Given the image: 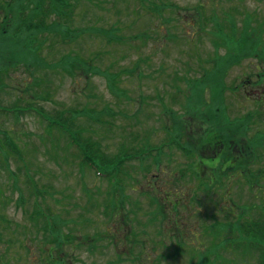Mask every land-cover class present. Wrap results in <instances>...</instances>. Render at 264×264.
<instances>
[{
  "label": "trees",
  "instance_id": "trees-1",
  "mask_svg": "<svg viewBox=\"0 0 264 264\" xmlns=\"http://www.w3.org/2000/svg\"><path fill=\"white\" fill-rule=\"evenodd\" d=\"M236 1L239 5L232 4ZM244 1L246 0H196L197 3L188 11L182 10V7L175 5L169 0H135L130 6L132 10L124 13V17H122L127 18V20L131 19L130 23L122 28L113 24L109 26L99 25L98 21L92 18L87 19V23L81 26L74 21V18L79 16L75 9L80 0H0V45L8 47L5 54L0 53V82L2 80L0 90L3 88V82L8 76V72H11L13 68L15 70L21 69L24 72H34L36 74L33 79L28 80L25 87L27 86L28 90L35 88L34 94L38 93L37 95L40 96L39 100L54 102L47 84L50 77L44 79L42 74L44 69H54L67 74L72 79L74 76L82 78L83 81H87L92 76L103 77L106 79L105 83L109 92L121 99L117 102L127 104L128 109H135L129 115L128 112L124 113L121 110H118L119 113H117L106 105L99 108L100 106L95 104L93 109L89 111L85 107H80L81 105H77L80 108L77 109L76 105L68 107L62 102L58 109L46 110L41 106L32 108L31 104H23V106L20 100H17V105H12L8 108L0 107L1 113L12 116L24 114L26 111L35 113L40 123L43 124V131L39 135V141L46 146V151H48V145L56 140L57 135L60 134L65 137L66 156H69L71 162L75 163V168L78 166L81 170L93 171L95 181L97 180V182L101 183L105 181L112 186V188L107 189L106 193L109 195L104 197V201H113L115 199V202L111 203L115 204V206L102 205L104 211L100 213L103 218L111 222L112 226L108 223L103 224L101 226L103 232L100 235L90 234L88 229L91 228L86 227L89 223L95 224V220L89 217L86 210L94 202L93 200H97L92 196L94 192L86 190L87 187L82 186L80 189L86 201L85 205L81 206L79 203L74 202L72 209L63 208V206L58 211L53 210L52 205L47 204L46 200L48 198L52 199L55 191L54 185L42 183V179L39 178L41 175L39 173H42V169L38 167L36 169V166L32 164L29 158L34 156L35 151L33 148L34 142L31 141L32 138L26 139L22 135L24 133L23 130H20V128L0 129V171L3 170L7 177V181L2 182L3 185L0 187V192H2V195L5 193V186L12 188L14 192L20 195L22 205L27 214L24 228L22 229L19 226L14 230L11 228L8 218L3 213H0V239L9 234L10 230L15 231L14 242L7 245L5 255L0 254V264H30L31 261L33 264H76L72 260V256L83 247L87 248V252H97L100 255V250H104L107 245H109L110 249H115V257L124 261L129 260V264L163 263L173 252H178V257L183 256V253L187 254L186 258L190 263L197 258V261L193 264H208L204 258L215 253V248L213 245L208 247L204 241L197 238L177 244L168 240L167 243H164V240L160 239L157 245L160 246L162 252L157 253L156 258L147 257L145 262H135L136 259L142 257L140 256L142 251H136L134 246H130V250L126 255V252L121 253L116 241H118V237L124 239L125 232L129 231L127 230L128 228L126 229L123 226L126 223L128 211L123 210L125 199L122 197H125L126 190H131L130 185L136 182V175L140 173L144 175L150 170L152 165L155 166L153 169L158 174L155 175L151 183L148 182L149 188L153 190L152 193L156 197L152 203H156L158 208L160 207V202L170 206L169 214L166 213L167 207L165 206L159 209L158 214L161 220L171 221L172 231L175 229L174 233L177 232L179 223L176 220L182 213V208L185 205L184 200H186L185 196H187V200L195 198L191 196L189 191L187 193L182 191L184 186L177 178L173 176L172 178L171 176L165 177V175L167 176L166 168L164 166L159 167L160 160L164 156L160 150L161 148L167 149V153L170 151L169 156H171V150L174 149V147L172 148V139L176 136V130L179 135L184 134V137L190 139L194 138L191 134H196L201 128L204 133L208 134L204 138L205 141L213 142L215 140L214 137L220 132L227 134L228 138L231 139L232 147H230L232 150H230V147L221 148L222 145L219 142L216 145L214 142L202 148L211 156L210 159H213L214 155L219 153V149H228L227 151L233 152L238 140L233 137L234 133L232 131H226L229 129L223 128L229 127L227 124L230 121L227 120V124H225L222 119L214 118L213 112L208 109L204 118L205 121L192 124L196 120L193 121L192 119L185 122L182 119L172 118L171 126L174 127L172 133L169 132L168 135H163L158 141L155 140L153 142L151 139L142 137L140 139L137 131L149 129L148 126H145L149 123L146 120L154 115V111L150 110L151 99H158L159 103L162 102L161 105L163 100L159 95L148 96L147 98L141 91L131 96L120 87L119 82L122 79L133 76L134 83L139 85L137 77L142 76L139 68L141 63L148 60V56H143V59L141 57L143 52H139L140 47H137L134 42L135 40H142L144 44L147 39L154 38L152 36L153 33H155V37L158 36L155 39L160 37L167 41V44L162 45L163 47L169 46L170 43L175 46L178 45L179 48L183 49L178 51L180 54L185 53L184 49L186 48L180 46V41H183L185 45L188 41L192 42V44H188L187 51H193L197 46L194 43L200 42L203 37H206L215 54L221 48L226 50V55L224 56L215 55L214 63L217 65L219 62L231 65L239 62L244 57H260L259 55H264V42L261 40L258 42L257 39L253 40L251 35H244L243 33L248 27V17H256L253 13L241 12L238 6L244 5ZM253 1L258 2V0ZM180 11H183V15H179ZM118 13L121 14L120 12ZM243 15L244 18L238 21V16ZM141 16L148 17L150 21L148 26L137 34L127 32V30L132 28V24L137 23V19ZM116 19L119 20L118 17ZM171 28L177 35H169ZM253 29L257 32H263L264 21L256 22ZM90 42L92 48L85 53L84 51ZM56 44L72 45V48L69 53L61 56L58 62L51 63L41 60L42 49H53ZM75 45L78 47L77 49H74ZM163 47L159 49L166 57L167 47L165 51L162 50ZM259 47L263 48L260 49ZM134 48L137 50L139 57L132 62L134 67L125 68L124 66H118L121 60H125L131 55L128 53L129 49ZM164 56L162 60L167 59ZM260 64H264V61ZM228 66L218 72L219 77L222 78L225 75ZM187 67L188 70L192 69L190 66ZM56 72L54 73L59 74ZM173 76L181 83H187L186 86L188 88L183 85L186 88L183 94L194 92L200 86V88L203 87V92H206L205 84L203 83L205 74L201 80L193 83L185 80L183 74L180 75L177 72H173ZM166 84L167 82L163 80L164 87ZM138 89H140V86H138ZM170 91L174 97H180L179 88H174ZM140 105L143 111L138 114L137 110ZM218 110H220L219 107L216 110L214 109V112H218ZM164 111L167 112L168 108L165 107ZM212 115L213 118L211 117ZM20 118H13V120L20 122ZM122 118L128 119L129 122L123 124L121 122ZM239 118H236L234 123L232 122L233 125L238 122L237 127L242 126L241 120H237ZM229 119L231 120L230 117ZM117 120L122 124L120 132L125 129L129 130L123 136L125 138L131 137L133 139L132 142H136L133 145L137 147H133V145L125 147V144H123L119 148L120 151L111 156L104 149L103 141L107 135L112 136L114 134ZM208 124L211 127H207ZM164 138L168 140V143L154 149L155 145L153 144L161 142ZM152 151H158V153L152 155ZM157 155H159V161L156 158ZM131 159H134L137 164H131ZM10 160L17 163L15 168L11 170L7 169ZM157 161L159 162L158 165H156ZM231 168L232 165H229L225 169L229 170ZM131 177L132 180L130 179ZM77 178L78 182H82L80 177ZM214 182L215 180L212 181V183ZM208 184V186L211 185L210 182ZM113 185L116 186L113 187ZM14 192L10 191V194ZM119 195H121V198H118ZM62 198L65 200L64 197ZM62 198H58L59 201ZM116 201H119L118 205H116ZM135 202L138 204V201ZM16 204L19 205L18 202ZM157 207L152 210L153 213H151L152 211H145L150 224L158 219L156 217L158 214H155L158 210ZM232 218L237 223L238 237L241 240H247V243L245 242L242 245H247V251L257 255V264H264V207H262L259 219L253 223L245 221L246 219L243 220V217L232 216ZM122 219L125 223L121 222ZM132 220L133 223H142V220H137L135 216L132 217ZM130 227L132 228L133 225H130ZM178 236L181 235L179 234ZM216 236H219V233ZM227 239L228 237L224 240V245L225 243L227 244ZM164 250L169 252L164 254ZM30 258L32 259L31 261ZM92 264L98 263L95 261Z\"/></svg>",
  "mask_w": 264,
  "mask_h": 264
},
{
  "label": "rangeland",
  "instance_id": "rangeland-1",
  "mask_svg": "<svg viewBox=\"0 0 264 264\" xmlns=\"http://www.w3.org/2000/svg\"><path fill=\"white\" fill-rule=\"evenodd\" d=\"M134 1L135 0H80V2L77 4V8L75 9L76 13L79 14V16H76L74 18V21L82 26L87 23V19L92 18L95 19V21H98L99 25L109 26L113 24L119 25L123 28L129 25L131 19L127 20V18L122 17H124V13L132 10L130 6H132V3ZM169 1L175 3V5L179 7H182V10L188 11L194 6L195 3H197L196 0ZM244 2V5L238 6L241 12L253 13L256 17H248V27L243 33L244 35H251V37H253V40L257 39L258 42L260 40L264 42V31L257 32L255 29H253V26L256 24V22L264 20V0H258V2L253 0H246ZM232 4L237 5L238 2L236 1ZM217 9L219 10V8ZM118 12H120L121 14H119ZM182 13L183 11H180L179 15H183ZM117 17L119 18V20L116 19ZM243 18L244 15L238 16L237 19L239 21ZM149 23L150 21L148 18L140 19L136 24H132V28L127 30V32H130L132 34L140 33L146 28V26H148ZM73 26L75 27V25ZM170 33L176 34L173 28H171ZM154 34L155 33L152 34L154 38L147 39L144 44L142 43V40H135L134 42L137 47H140L139 52L142 51V55L148 56V58L151 60V62H146L145 64L141 63L140 67V69H142V72L145 71L146 73H149L151 71V77L148 78V80L143 81L142 85H139L140 89H138V84L134 83L133 76H131V78L122 79L119 82L120 87H122L124 91H126V93L130 94L131 96L137 94L138 90L139 92L141 91L142 94L147 98L148 96H162V105L164 106L161 105L162 102L159 103L158 99H151L150 101L152 106V109L150 110L155 111L154 113L157 117L156 126L158 128H149L144 131H137L138 137H140V139L142 137L144 139H151V141H155L160 139L162 137V134L168 135L169 132L172 133L174 131V127L171 125H169V127L167 128L168 130L165 129L162 134L158 132V129H161V127L165 124H170V119L172 118L179 120L178 112L180 111L179 108H181L180 105L184 107L187 106L188 100H186V97L190 94H193L190 105H192L193 108L196 109V111H208V109H210L213 112L214 117L218 120L222 119L224 123L226 117L225 113L228 114L231 120L235 121V119L240 115H246L247 113H251V115L253 113V115H255V113L258 114V112H261L260 117H255L250 122V128L253 132L257 130L264 131V100L260 104H258L256 101L258 99V95L261 96V98L259 99L264 98V91L261 92L259 87H254V84L249 85L248 83H244V86L241 85V83L239 84V79L244 76L250 77V81L252 82L253 80H255L254 73H256L257 75H260V73H262L264 64L260 63L264 61V55H259L260 57H244L240 59L239 62L231 65L228 64L229 66L222 64L221 62H219L218 65H214L215 55H218L219 57L224 56L226 55V50L224 48H221L216 52L217 54H215L214 49L211 47V45H209L210 42L206 37H203L200 42L194 43L197 46L195 45L196 48L193 51H187V48L189 47L188 44H192V42L188 41L185 45L183 41H180V46H183L184 48L186 47L184 49L185 53L180 54L178 53V50L183 49L179 48L178 45L175 46L173 43H170L169 46L163 47L162 45L166 44L167 42L160 37L155 39L158 36L155 37ZM87 46V49L84 51L85 53L87 52V50L92 48L91 42L90 44L88 43ZM161 47H163V51H165V48L167 47L166 60H162V57L164 55L159 49ZM71 48L72 45L64 46L60 44L54 45L53 49L49 48V50L43 48L41 51V60L51 63L58 62L60 57L69 53ZM77 48L78 47L75 45L74 49ZM259 48L262 49L263 47ZM7 49L8 47L0 45L1 54H5ZM128 53H130L131 55L125 60H121L118 66H124L125 68L134 67L132 66V62L136 60V58H139L137 55L138 52L134 48L129 49ZM165 66L167 67L165 68ZM187 66L192 67V69L188 70ZM215 66H217V70L215 69ZM225 66L228 67L226 68L225 75L221 78L218 76V72ZM153 70H157V72H153ZM56 71L57 70L54 69L43 70V78L45 79L47 77H50L49 81H47V84L51 92V98L54 100V102H44L42 100H39L40 96L37 95L38 93L34 94L35 88L28 90L27 86L25 87V84H27L28 80L33 79L36 74H34V72H24L21 69L15 70L13 68L11 72H8V76L3 82V88L2 90H0V107L8 108L12 105H17V100H20L22 102V105H37L43 107L46 110H51L52 108L58 109L60 107L59 105H61L63 102L68 107L81 105L87 108L89 111H91L96 104L100 106L99 108L106 105L108 108L115 110L117 113H119L118 110H121L124 113L128 112L129 115L134 112L133 110L135 109H128L127 104L125 105L123 103L117 102L121 99H119L118 96H113L109 92L106 87L105 78L102 77V79L100 77L92 76L87 81H83L82 78H76L74 76V78L72 79L67 74ZM54 72L59 74H55ZM165 72L166 74L167 72L169 74L172 73V76L173 72H177L180 75L183 74L185 80L189 81L190 83L201 80L203 78V75L205 74L203 83L205 84L204 87L206 89V92H204V96L202 97L206 100H209L210 105L207 106L206 104H202L201 100L199 99L198 90L190 92L189 94L187 93L188 95L186 94L185 98H183V93L186 89L184 87L187 83H181L178 80L172 81L171 78L169 81L170 87L172 89L179 88L181 103L173 104L172 102H170V99H167V96L165 94H162L166 92L165 87L163 86V88L161 85H159L158 79H156L165 77ZM1 85L2 80L0 82V86ZM222 91H224V93L221 95ZM245 96L248 100H246ZM167 106L171 107L170 109H172V115H165L164 108ZM213 106L219 107L220 110H218V112H214ZM137 111L138 114L142 113L143 110L141 105L139 106ZM13 118H20V122L14 121ZM121 122L123 124H126L127 122H129V120L122 118ZM121 122H118L117 120L116 128L113 132L114 134L112 136L107 135L103 141L104 149H106V152L111 156L117 154L120 151L119 148L121 145L125 144V147L128 145L130 147V145L136 143L132 142L133 139L131 137L125 138L123 136V134L128 133L129 130L127 131V129H125L120 132L122 130ZM198 122L199 120L192 122V124H197ZM42 125L43 124L40 123L39 118L33 113H24L12 116L0 112L1 130H9L13 127L17 129L20 128V130H23L24 132L22 135L26 139L32 138L31 141L35 143L33 144V146L39 148L40 151H34V156H31L29 158L32 164L36 166V169L37 167L39 169H42V173H39L41 174L39 178L42 179V183L54 185L55 191L52 195V199L48 198L46 200L47 204L52 205L53 210L58 211L63 206V208L72 209L74 202L79 203L81 206L85 205L86 201L82 196V192L80 189V187L82 188V186L87 187L86 190H91L94 192V195L92 196L97 200H93L94 202L90 204L86 212L89 217L95 220V224L89 223L86 228H91L88 229L90 234L100 235L103 232L101 229V226L103 224L108 223L112 226L111 222L103 218L100 214L104 211V207L102 205H106L108 207L115 206V204H111L115 202V199H113V201H104V197L109 195L106 193L107 189L112 188V186L105 181L103 183L97 182V180L95 181L94 174L92 173L93 171L91 172V170H81V168H79L78 166L75 168V163H72L70 157L66 156V152L56 149V147L52 144L48 145V151L43 152L42 145H40L39 142V135H41L43 131ZM237 125L238 122H236V125L234 127L237 128ZM209 126L211 127L210 124L207 125V127ZM240 133H243V131H239V134ZM243 134L244 136L240 138L246 140L250 135V131ZM150 135L156 136L150 137ZM176 135H179V132L177 130ZM214 138L215 140L213 141V143L215 142L216 145L219 142V144L222 145L221 148L232 146L230 143L231 139L228 138L227 134H223L220 132V134H218ZM178 140L181 144L179 146L177 144H173L172 148L174 147V149L171 150V156H169L170 149L167 153V149L165 150L161 148L160 151L164 156L160 160V165L164 166V168L169 171H175L178 169L181 171L174 173L173 176L179 177V179H181V182H183L184 185L182 191L184 193H187V191H191L193 190V188H197L196 179L191 177V175L196 173L195 171L198 167H192L191 173H187V171H185L190 170L188 164L192 161V158L189 157L186 152L181 150V147L185 149L184 145L188 147V144L185 142L186 140L184 135L179 137ZM56 141L57 143H55L54 141H52V143L55 145L58 144L57 146L61 145L60 140ZM260 141V138H257L254 141L253 146H261ZM166 143H168V140L164 138L163 140H161V142L159 141V143L153 144L155 145L154 149L161 147L162 144ZM262 146L264 149V144ZM133 147L137 146L133 145ZM64 149L66 150V147H64ZM151 153L152 155H156L158 151H152ZM158 156L159 155H157L156 158L159 161ZM235 156L238 155L234 154L232 156L230 154H227L226 156H223V158H234ZM131 161V164H137L135 163L134 159H131ZM158 161L156 165L159 164ZM247 163L248 160H245L242 161V163H240L239 165L242 168L245 164L247 165ZM15 165H17V163L13 160H10V164L8 163L7 169L11 170L12 168H15ZM154 167L155 166L152 165L150 167V170L144 175L141 173L139 175H136V183L130 186V188H134L135 191L128 189L126 190L125 197H122L125 199L123 210L128 211V214H126V223L123 222V219L121 220V222L125 223V225L123 226L126 229L128 228L127 230L129 231L125 232L124 239L118 237V241H116L118 245L117 247L121 253L126 252V255L130 250V246H134L136 248V251H142V255H140L142 257L140 259H136L135 262H145L147 257L156 258L157 253L162 252L160 246L157 245L160 239L164 240V243H167L168 240L169 242L173 241L174 244H177L179 242H189L190 240H193L194 235H197L196 237L200 238L201 241H204L205 244L208 245V247H211L213 245L215 248V253H212V257L214 259L213 262H210V264H257V256L253 252L244 251V248L234 249L230 248L229 246L225 247L223 243L226 237L231 239L232 236V238L234 239V227L230 226L232 224L231 221L226 222L227 218H225L223 216L224 214H222L221 211H218L219 209L216 207L219 206L220 208H223L224 210L231 213L234 211V208H236L235 210L237 212L240 211L243 215L246 213V219H248L252 223L254 222L253 220L259 217V211L256 208L258 207V205L262 204V198L264 197V155L262 163L256 162L255 164H253V167H251V171H253L254 174H258V170L262 171L259 172L260 174H262V179H260L257 185L252 189L256 192V198L249 194L248 189L246 188L248 185L245 182V178L236 180L239 176L238 171L241 169L237 168V172H234L229 176L224 174V179H221L220 181L229 185V187L227 185L222 186L219 184L217 188L208 191L207 189H204V191L203 189L200 190L197 188L196 190H193V198L195 199L187 200V196H185V205L182 208L181 215L178 217V220H176L177 223H179V228H177V232L175 233V229H173L172 231L171 222L169 223L167 221L165 222L164 220H155L152 224H150L148 221V215L145 212H151L153 210V207H149L147 204L148 202L146 203V200L149 201V203L151 201L147 194L148 188L145 187V182L146 179L151 181L153 177L158 174L157 172H155L156 170L153 169ZM207 169L208 168H205L204 170L206 171V175L208 178H215L217 176V171ZM216 169H221V166H218V168ZM182 170L184 172H182ZM221 175H223V173H221L220 176ZM77 177H80L83 183L78 182ZM6 178L7 177L3 173V170L0 171V187L1 185H3L2 182L7 181ZM130 179L132 180V177ZM227 179L237 182L233 183L232 181H228ZM115 186L116 185H113V187ZM4 188L5 193L2 195V192H0V213H3L4 216L8 218L11 228L15 230L20 226L23 229L24 225H26L25 223L27 221V214L25 213L24 207L22 205L20 195L14 192V190H12V188L8 186H5ZM10 191H13L14 193L10 194ZM141 192H143V194ZM62 197H64L65 200H63ZM58 198L62 199H60L59 201ZM118 198H121V195H119ZM129 198L131 201L129 200ZM132 201H138L140 209L135 204H133ZM16 202H18L19 205H17ZM116 202V205H118L119 201ZM167 208H169V206H167ZM151 213H153V211ZM133 216L137 217V220H142V223H133ZM130 225H133L134 228H131ZM216 227H218V230L214 231ZM14 230H10L9 234L0 239V254L6 253L7 245H10L14 242ZM219 232H222V234L216 236ZM179 234L181 236H178ZM82 237L84 238V236ZM86 249L87 248L83 247L80 251L75 252V254L72 256V260L76 264H92L95 261L98 264L130 263L129 260L124 261L118 259V257H115V249H110L109 245L105 246L104 250H100V255L97 252H87ZM168 252L169 251L164 250L163 253L167 254ZM177 253L178 252H173L165 259V261H163V263L159 262L158 264L190 263L186 258L187 255H185V253H183V256L179 257ZM31 260L32 259L30 258V261ZM30 264H33L32 261Z\"/></svg>",
  "mask_w": 264,
  "mask_h": 264
}]
</instances>
